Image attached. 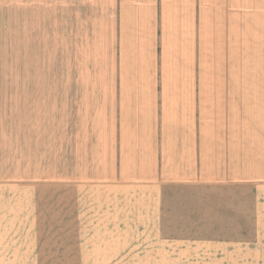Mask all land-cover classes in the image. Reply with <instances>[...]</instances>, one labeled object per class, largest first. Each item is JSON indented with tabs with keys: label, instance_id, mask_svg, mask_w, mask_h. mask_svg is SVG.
<instances>
[{
	"label": "rangeland",
	"instance_id": "374dc122",
	"mask_svg": "<svg viewBox=\"0 0 264 264\" xmlns=\"http://www.w3.org/2000/svg\"><path fill=\"white\" fill-rule=\"evenodd\" d=\"M75 141L84 170L103 157L84 152L106 143L117 170L157 148L176 172L193 142L205 171L244 182L169 186V242L78 257L53 232L60 149ZM256 185L264 0H0V264H257L233 249L255 242ZM206 240H225L224 252L208 254Z\"/></svg>",
	"mask_w": 264,
	"mask_h": 264
},
{
	"label": "crops",
	"instance_id": "0c3cea01",
	"mask_svg": "<svg viewBox=\"0 0 264 264\" xmlns=\"http://www.w3.org/2000/svg\"><path fill=\"white\" fill-rule=\"evenodd\" d=\"M66 144L65 148L62 145L59 155L58 230L53 232L58 234L59 248L75 250L78 257L81 251V256L85 253L91 259L92 251L103 250L108 242L117 243V248H122L123 252L131 250V243H141L137 248L141 247L144 251L146 243L169 242L162 236L164 202L169 186L200 189L212 184L226 186L227 183L236 185L244 182L242 174L235 173L232 178L227 173H211L208 168L205 171V157L202 158L199 146H194L193 142L188 162L178 159L180 165L177 172L173 166L170 169L164 167L157 148L154 160L149 159L146 166L117 170L116 167L122 165L115 166L112 155L111 159L108 155L106 143L84 152L89 158L95 151L98 156L99 149L105 158L97 157L96 164L89 165L90 170H84L80 168L77 157V141ZM255 194V242H235L233 249L241 259L244 255L256 256L257 264H264V187L256 185ZM42 202L46 206V195ZM175 241L179 239L172 236L171 242ZM182 241L190 242L191 239ZM203 243L209 254L210 250L224 252L227 242L206 240Z\"/></svg>",
	"mask_w": 264,
	"mask_h": 264
}]
</instances>
